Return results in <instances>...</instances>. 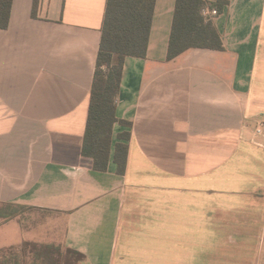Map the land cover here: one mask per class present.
<instances>
[{"label":"crops","instance_id":"0c3cea01","mask_svg":"<svg viewBox=\"0 0 264 264\" xmlns=\"http://www.w3.org/2000/svg\"><path fill=\"white\" fill-rule=\"evenodd\" d=\"M224 1L212 21L224 50L168 60L176 0H157L147 57L125 60L117 98L131 128L115 125L99 172L82 146L107 0H13L0 29V205L18 212L0 219V248L63 246L81 264H264V0ZM24 230L33 239H11Z\"/></svg>","mask_w":264,"mask_h":264},{"label":"trees","instance_id":"16d2710c","mask_svg":"<svg viewBox=\"0 0 264 264\" xmlns=\"http://www.w3.org/2000/svg\"><path fill=\"white\" fill-rule=\"evenodd\" d=\"M156 3L157 0H107L82 146L83 157L92 160L95 171L108 170L115 125L119 123L131 128V123L117 117V98L125 60L128 57H147ZM38 4L39 0H35V11ZM227 4L224 0L215 3L176 0L168 60H173L190 49L224 50L220 33L213 22L203 15V11L215 8L219 13ZM12 7L13 0H0V29L9 28ZM130 140L131 133L123 132L118 135V142L115 144L114 162L121 176L126 174ZM17 212L16 208L8 206L7 210H0V218H14ZM27 252L41 259L43 264H81L85 260L82 253L72 248L25 242L18 253L7 258L5 263L25 264Z\"/></svg>","mask_w":264,"mask_h":264},{"label":"rangeland","instance_id":"374dc122","mask_svg":"<svg viewBox=\"0 0 264 264\" xmlns=\"http://www.w3.org/2000/svg\"><path fill=\"white\" fill-rule=\"evenodd\" d=\"M262 123H264V122H262ZM1 209H2V207L0 205V210ZM24 212L25 211H23V213ZM0 232H1L0 233V247H1V245L3 246L6 243V239H8V237H10V236L6 237L4 231L0 230ZM11 239H13V241H17V243L20 244L22 242L21 241L22 239H24L25 241H28V240L33 239V238H32L31 231L24 230L22 234H20L18 236L14 235V236H12ZM18 249H20L19 246L12 247V248H0V264H6L5 263L6 259L9 257H12V255L18 253ZM29 252H27V256H25V260H26L25 264H43V261L41 259H38L35 255H32ZM19 256H21V254ZM21 259H22V256H21ZM21 262H23V260H21Z\"/></svg>","mask_w":264,"mask_h":264},{"label":"built area","instance_id":"2783aa9c","mask_svg":"<svg viewBox=\"0 0 264 264\" xmlns=\"http://www.w3.org/2000/svg\"><path fill=\"white\" fill-rule=\"evenodd\" d=\"M203 15L210 21H213L215 17L219 15L218 10L215 8H206L203 11ZM264 135V123L260 122L258 123L256 130H255V136L261 137Z\"/></svg>","mask_w":264,"mask_h":264}]
</instances>
